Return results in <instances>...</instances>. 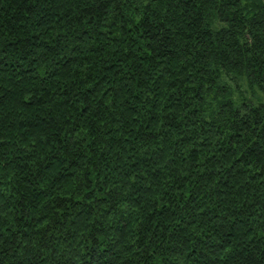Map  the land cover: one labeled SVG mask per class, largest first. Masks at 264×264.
I'll list each match as a JSON object with an SVG mask.
<instances>
[{
    "label": "trees",
    "instance_id": "trees-1",
    "mask_svg": "<svg viewBox=\"0 0 264 264\" xmlns=\"http://www.w3.org/2000/svg\"><path fill=\"white\" fill-rule=\"evenodd\" d=\"M0 264H264V0H0Z\"/></svg>",
    "mask_w": 264,
    "mask_h": 264
}]
</instances>
